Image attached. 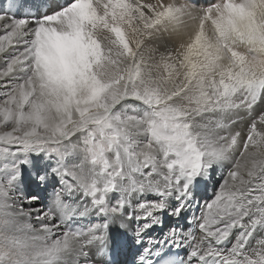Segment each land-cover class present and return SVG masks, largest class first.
<instances>
[{"label": "snow or ice", "instance_id": "obj_1", "mask_svg": "<svg viewBox=\"0 0 264 264\" xmlns=\"http://www.w3.org/2000/svg\"><path fill=\"white\" fill-rule=\"evenodd\" d=\"M113 226L264 264V0H0V264H114Z\"/></svg>", "mask_w": 264, "mask_h": 264}, {"label": "bare ground", "instance_id": "obj_2", "mask_svg": "<svg viewBox=\"0 0 264 264\" xmlns=\"http://www.w3.org/2000/svg\"><path fill=\"white\" fill-rule=\"evenodd\" d=\"M4 3L6 4L7 3V0H4ZM222 177H221V174L220 172H216L213 176V179L211 181H209L207 184L205 185H200V190H198V193H197V201H199V204H203L205 200H208L211 198V195H212V192H213V189H214V186L216 185V182L218 180H220ZM211 182V183H210ZM200 214V207L194 203L193 207L189 208L188 210H186V212L184 213V217L186 218L187 217V220H188V223L189 225L184 228V230H188L191 228L192 226V217L195 215V216H199ZM167 219L168 217H165L164 218V225L163 227H157L155 229H153V237L155 239H159V240H163L164 238V234L167 233L168 231V224H167ZM177 223L178 221L173 218ZM182 219L179 220V222H181ZM86 223V221H85ZM170 225V224H169ZM122 243V237H121V231L118 229V227L116 226H113V228L111 229V245H110V256L108 257L109 259L111 260H117L118 262L119 261H126L128 262V256L130 255L129 252L126 250V246H124L123 244L122 245H119ZM118 249V252H116ZM114 264H115V261H114Z\"/></svg>", "mask_w": 264, "mask_h": 264}, {"label": "rangeland", "instance_id": "obj_3", "mask_svg": "<svg viewBox=\"0 0 264 264\" xmlns=\"http://www.w3.org/2000/svg\"><path fill=\"white\" fill-rule=\"evenodd\" d=\"M211 183V182H210ZM209 184V183H208ZM202 186L203 185H205V184H201ZM29 187L31 188V187H34L33 185H31V184H29ZM199 190H200V188H199ZM176 221L173 219V218H169L168 217V219H167V224H168V226H170V225H174V224H176L175 223ZM177 223H179L183 228H186L188 225H189V223H188V220H187V217L186 218H183L182 220H181V222H177ZM170 224V225H169ZM123 243H121V244H119V245H122ZM117 251L116 252H118V249H116ZM118 260V259H117ZM116 259L114 260L115 261V264H127V262L126 261H124V260H122V261H117Z\"/></svg>", "mask_w": 264, "mask_h": 264}]
</instances>
